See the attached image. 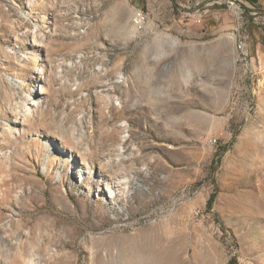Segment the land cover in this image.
<instances>
[{
    "label": "rangeland",
    "instance_id": "obj_1",
    "mask_svg": "<svg viewBox=\"0 0 264 264\" xmlns=\"http://www.w3.org/2000/svg\"><path fill=\"white\" fill-rule=\"evenodd\" d=\"M0 264H264V0H0Z\"/></svg>",
    "mask_w": 264,
    "mask_h": 264
},
{
    "label": "built area",
    "instance_id": "obj_2",
    "mask_svg": "<svg viewBox=\"0 0 264 264\" xmlns=\"http://www.w3.org/2000/svg\"><path fill=\"white\" fill-rule=\"evenodd\" d=\"M137 13L140 14L141 28H143V27H145V23L147 21V15L142 10H137ZM237 44H238V48H239L240 53H241V58L247 59L249 56L247 38L244 37V43H237ZM212 141L217 142V139L214 138V139H212Z\"/></svg>",
    "mask_w": 264,
    "mask_h": 264
},
{
    "label": "bare ground",
    "instance_id": "obj_3",
    "mask_svg": "<svg viewBox=\"0 0 264 264\" xmlns=\"http://www.w3.org/2000/svg\"><path fill=\"white\" fill-rule=\"evenodd\" d=\"M243 41H241V43H242ZM45 90H46V88H45V86L44 85H42V87H41V90H40V92H45ZM33 103H37V102H33Z\"/></svg>",
    "mask_w": 264,
    "mask_h": 264
},
{
    "label": "trees",
    "instance_id": "obj_4",
    "mask_svg": "<svg viewBox=\"0 0 264 264\" xmlns=\"http://www.w3.org/2000/svg\"><path fill=\"white\" fill-rule=\"evenodd\" d=\"M212 201H213V199H212V197L209 199V201H208V205L210 206V205H212Z\"/></svg>",
    "mask_w": 264,
    "mask_h": 264
}]
</instances>
